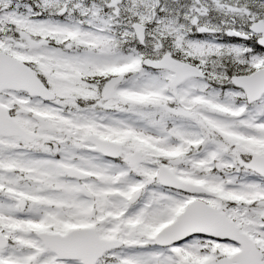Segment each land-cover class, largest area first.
Here are the masks:
<instances>
[{"label":"snow or ice","instance_id":"6c2138e0","mask_svg":"<svg viewBox=\"0 0 264 264\" xmlns=\"http://www.w3.org/2000/svg\"><path fill=\"white\" fill-rule=\"evenodd\" d=\"M0 264H264V0H0Z\"/></svg>","mask_w":264,"mask_h":264}]
</instances>
